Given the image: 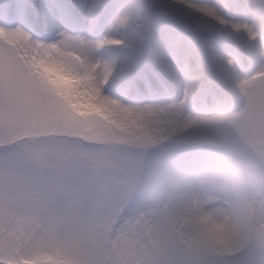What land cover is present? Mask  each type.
I'll use <instances>...</instances> for the list:
<instances>
[{"label":"snow or ice","instance_id":"6c2138e0","mask_svg":"<svg viewBox=\"0 0 264 264\" xmlns=\"http://www.w3.org/2000/svg\"><path fill=\"white\" fill-rule=\"evenodd\" d=\"M0 264H264V0H0Z\"/></svg>","mask_w":264,"mask_h":264}]
</instances>
